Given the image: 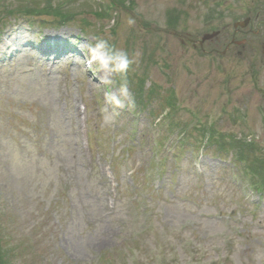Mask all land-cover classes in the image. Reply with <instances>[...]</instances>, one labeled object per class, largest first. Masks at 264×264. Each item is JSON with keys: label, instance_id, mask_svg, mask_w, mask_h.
Masks as SVG:
<instances>
[{"label": "rangeland", "instance_id": "1", "mask_svg": "<svg viewBox=\"0 0 264 264\" xmlns=\"http://www.w3.org/2000/svg\"><path fill=\"white\" fill-rule=\"evenodd\" d=\"M94 38L139 53L127 79L142 109L112 126L113 86L75 62ZM227 137L256 145L249 164ZM262 160L264 0H0L7 264H264V186L246 170L264 177Z\"/></svg>", "mask_w": 264, "mask_h": 264}, {"label": "clouds", "instance_id": "2", "mask_svg": "<svg viewBox=\"0 0 264 264\" xmlns=\"http://www.w3.org/2000/svg\"><path fill=\"white\" fill-rule=\"evenodd\" d=\"M94 39V44L88 43L81 46L82 50L87 48V55L83 60L76 57L75 62L82 64L84 68L93 69L101 84L113 86V90L105 94L106 106L100 109L101 126H112L119 115L117 110L132 111L136 107L135 98L129 91L127 77L131 66L137 62L139 53L130 56L126 51L109 44L106 39ZM117 78L120 80L118 87L115 86ZM108 105L111 106V111Z\"/></svg>", "mask_w": 264, "mask_h": 264}, {"label": "trees", "instance_id": "3", "mask_svg": "<svg viewBox=\"0 0 264 264\" xmlns=\"http://www.w3.org/2000/svg\"><path fill=\"white\" fill-rule=\"evenodd\" d=\"M115 3H113L112 5H114ZM44 9H45V11H47L48 12V10H49V13H50V15H52V10L50 9V7H48V5L46 4V3H44ZM41 12H39V13H37V14H39L40 16H42L41 14H40ZM24 15H27L28 16V14H24ZM49 15V16H50ZM58 16H60V18L62 19L63 17H65L66 15L64 14V13H62V12H59L58 13ZM30 18H32V17H30ZM30 21H32V20H30ZM63 24H65V22H62V23H59L58 24V26H63ZM3 27V26H2ZM1 27V28H2ZM129 74V73H128ZM145 79V78H144ZM142 84H138V87H140V90H137V91H134V97L136 96V92H139V93H142V94H138L139 95V97L140 98H142L141 97V95H143V88H142V86H141ZM142 91V92H141ZM145 94V93H144ZM147 96L148 97H150V99H152V97L151 96H153V92H151L149 95L147 94ZM149 100V99H148ZM135 102L138 104V105H140V106H138V107H136V109H140L141 108V106H143L142 104H141V102L137 99V97H135ZM175 107H177V105L175 104V101H174V99L172 98L171 100H170V103H169V105H167V106H165L164 107V113H165V115H163V114H161L160 116H166V117H168L170 114H171V112L175 109ZM142 109V108H141ZM167 121L169 122V123H173L174 122V119L173 118H168L167 119ZM215 131V130H214ZM202 134H204V133H202ZM202 137L204 138V139H206V140H208V142L210 143V144H212V142H213V140L214 139H216V134H213L212 132L211 133H209L208 135L207 134H205V135H202ZM219 137V136H218ZM223 140H224V135H221L220 136ZM227 139L228 140H230V141H228V143H221L222 145H223V147H224V149H226L225 151H224V153H234L235 151V154H236V156L238 157V159H237V161L238 162H240L241 164H243V165H247V163L249 164V161L247 160V158L245 157V156H243L242 155V150H244V149H256V145H254V144H248V143H246V144H243V143H240V139H237V138H235V140L233 141V138H228L227 137ZM214 143H218V141H216V140H214ZM219 148H220V146H219ZM255 164V163H254ZM260 166H264V160H262V162H261V165ZM246 170L247 171H249L252 175H253V179H256V178H259L260 179V181H261V183L262 184H257V185H261V186H264V177H262L261 175H260V172L261 171H263V169L262 168H256V169H254V168H250V169H248V168H246ZM254 186V185H253ZM0 264H7L6 263V260H3V258L1 257V255H0Z\"/></svg>", "mask_w": 264, "mask_h": 264}, {"label": "water", "instance_id": "4", "mask_svg": "<svg viewBox=\"0 0 264 264\" xmlns=\"http://www.w3.org/2000/svg\"><path fill=\"white\" fill-rule=\"evenodd\" d=\"M249 22H250V21L247 20V21H245V22H243V23H238V24L235 25V28H238V27L245 28V27L248 26ZM216 36H217V34L207 35V36L204 37L203 41L200 42L199 44H200V45H203V43H204L205 41L211 40V39H213V38L216 37Z\"/></svg>", "mask_w": 264, "mask_h": 264}]
</instances>
